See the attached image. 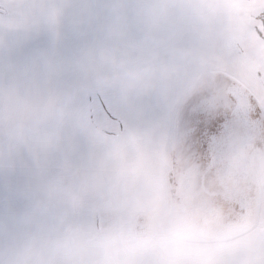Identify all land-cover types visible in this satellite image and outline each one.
I'll return each mask as SVG.
<instances>
[{"label": "rangeland", "instance_id": "374dc122", "mask_svg": "<svg viewBox=\"0 0 264 264\" xmlns=\"http://www.w3.org/2000/svg\"><path fill=\"white\" fill-rule=\"evenodd\" d=\"M188 1V9L159 0L138 12L121 0L119 17L142 21V34L153 39L119 50L99 36L118 35L115 25L89 22L90 0H0V127H13L15 137L58 129L67 144L72 129L124 131L143 171L148 163L169 166L171 184L150 175L143 186L142 236L167 227L207 242L259 233L264 21L256 15L264 0ZM167 37L178 42L174 52L160 47ZM135 96L144 103H129Z\"/></svg>", "mask_w": 264, "mask_h": 264}, {"label": "crops", "instance_id": "0c3cea01", "mask_svg": "<svg viewBox=\"0 0 264 264\" xmlns=\"http://www.w3.org/2000/svg\"><path fill=\"white\" fill-rule=\"evenodd\" d=\"M128 1L140 12L159 0ZM181 1L190 8L188 0ZM166 2V8L176 7ZM122 6L121 0H90L89 11L96 15L89 22L103 29L115 25L118 35L105 30L99 35L106 42L112 39L111 49H140L152 33L145 38L142 21L119 17ZM174 42L167 37L159 44L174 52ZM166 101L157 97L155 102ZM129 103L142 104L143 97ZM89 129H72L74 139L64 145L58 129L49 135L25 129L15 137L9 135L13 127H0V264H264V227L209 242L180 236L170 227L150 236L138 234L136 220L146 215L139 203L149 198L143 186L150 175L171 184L169 166L151 168L148 163L150 171H143L142 157L132 154L137 144H128L124 131ZM83 209L94 215L90 230L83 229Z\"/></svg>", "mask_w": 264, "mask_h": 264}, {"label": "water", "instance_id": "95a60500", "mask_svg": "<svg viewBox=\"0 0 264 264\" xmlns=\"http://www.w3.org/2000/svg\"><path fill=\"white\" fill-rule=\"evenodd\" d=\"M81 222L86 230H90L94 225V215L90 209L81 211Z\"/></svg>", "mask_w": 264, "mask_h": 264}, {"label": "trees", "instance_id": "16d2710c", "mask_svg": "<svg viewBox=\"0 0 264 264\" xmlns=\"http://www.w3.org/2000/svg\"><path fill=\"white\" fill-rule=\"evenodd\" d=\"M256 19L258 20V21H264V12H262V13H260L259 15H256ZM260 25H261V23H260ZM258 26V30L261 32V33H263V31H264V27L263 28H261V26Z\"/></svg>", "mask_w": 264, "mask_h": 264}]
</instances>
